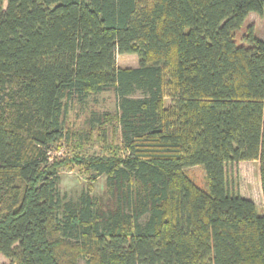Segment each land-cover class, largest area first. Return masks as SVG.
Returning a JSON list of instances; mask_svg holds the SVG:
<instances>
[{
	"label": "trees",
	"instance_id": "obj_1",
	"mask_svg": "<svg viewBox=\"0 0 264 264\" xmlns=\"http://www.w3.org/2000/svg\"><path fill=\"white\" fill-rule=\"evenodd\" d=\"M262 10L0 0V264H264V215L227 184V164L258 160L264 201V39L253 27L235 39ZM119 53L139 65L119 66ZM109 89L116 113L67 124L70 104ZM74 167L87 179L77 199L61 189Z\"/></svg>",
	"mask_w": 264,
	"mask_h": 264
},
{
	"label": "rangeland",
	"instance_id": "obj_2",
	"mask_svg": "<svg viewBox=\"0 0 264 264\" xmlns=\"http://www.w3.org/2000/svg\"><path fill=\"white\" fill-rule=\"evenodd\" d=\"M250 27H253L254 33L264 39V10L261 13L251 12L242 27L236 30L235 39L238 44H247L245 36L249 33ZM117 64L119 66L136 67L139 65V57L136 54L119 53L117 55ZM144 89H138L133 96L139 97L145 95ZM118 109V100L113 89L89 96L83 103L73 102L69 105V110L65 117L67 124L73 129H82L89 126L90 118L93 114H102L103 112L116 113ZM115 133L109 132V139H116ZM89 150L93 152L103 150L98 139L95 144L89 145ZM65 147L52 150V156L67 155ZM191 177L202 187L208 188L205 168L196 165L189 168ZM227 184L230 192L240 194L255 201L258 212L264 215V201L261 185L260 169L258 160H242L227 164ZM87 186V179L78 170L65 168L61 171V189L67 192L71 197L77 199L79 193ZM96 191L107 199L105 191V177H101L96 183ZM146 216L142 221H145ZM2 262H9L8 258L0 256ZM82 264L85 259L80 260Z\"/></svg>",
	"mask_w": 264,
	"mask_h": 264
}]
</instances>
